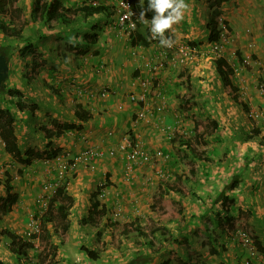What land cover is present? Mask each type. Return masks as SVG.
<instances>
[{"label":"crops","instance_id":"obj_1","mask_svg":"<svg viewBox=\"0 0 264 264\" xmlns=\"http://www.w3.org/2000/svg\"><path fill=\"white\" fill-rule=\"evenodd\" d=\"M59 1H61V5L64 8H78L84 4H89L84 2V0ZM96 1L98 5H103L109 13H112L111 8L117 2V0ZM188 4L191 5L190 2ZM247 5L253 13L243 14L242 21L243 23L251 22L253 24L254 27L251 29L254 32L253 37L255 39L258 38L257 42L259 43V37L263 41V27L261 30L255 24H263L264 22V0H248ZM188 7H193V4ZM72 18L73 22L69 26L72 35L63 38L61 32L65 31L67 33L70 30L69 27L63 25L56 27L54 30H56L57 38L53 40H59V44L53 47L59 52V57L60 54L65 57L64 46L66 43L64 41L71 39L72 42L77 44L79 49H83V54H76L80 59L76 60L75 55L72 54L71 58H67V61H69L67 66L63 60L50 62L48 57L41 55L37 50L40 59L43 60V67L46 65L51 66L48 71L44 70L45 74L41 73L42 71L38 68L36 75L19 88L21 92L30 90L28 100L38 105V108L31 116L40 115L34 121H31L27 115L25 117L26 121L21 119L20 122H16L15 127H18V129H15V131L19 137L23 136L22 138L28 141L27 137L39 135L43 141V145L39 146V148L49 145L61 149L54 159L34 160L28 166L31 167L33 163L37 164L41 161H52L51 165H53L57 159L61 158L60 156H63V150L66 149L67 152L73 151V149L81 150L85 148L86 144H89L86 147L94 146L103 151L113 148L115 144L118 147L119 143H122V139L127 137V135H124L121 138L122 132L126 131L131 140L133 138L141 141L144 148L149 149L151 153L157 149H162L166 152L167 150L163 149L166 147L167 139L165 138L170 141L172 139V145L174 138L173 136L166 137V135L161 134L157 127L171 125L168 122L174 118L172 107L175 105L183 107L187 105V102L193 103V99L181 98L184 89L179 85L173 88L175 85H172V83L176 82V80H171L168 73H166L167 76L160 74L162 78L161 86L159 87L161 96L163 95L167 100H165L163 109L161 111L155 109L157 100H160V98L150 94L151 98L147 95L149 103L146 101L147 105L144 104L145 117H138L142 104L129 101L128 94L139 91L137 85L139 80H135L137 77L147 76V70L143 67L142 59L152 53L149 40L145 37L148 44L138 41L133 45L130 42L131 39L127 40L122 36L120 29L116 31L113 29L111 32L106 29L104 31V25L108 26L107 29H111L109 21L113 20V13L108 16L106 13L99 12L85 18L77 13ZM34 21L33 25L36 26L35 23L37 22L36 20ZM85 27H89L90 30L87 29V32H82V30L86 29ZM39 29V33L47 31L45 27ZM188 34L192 36V29ZM60 36L62 38H59ZM85 36L88 38L87 40L93 38L94 41L86 43L83 39ZM29 37H31L32 42L36 41L35 35H29ZM66 47L68 48V44H66ZM258 47L260 48V46ZM10 68L11 66L9 65ZM21 71H23L22 68ZM180 74L182 73L180 72ZM183 74H186L187 79L190 80L191 85L190 88L188 87L190 91H199L198 94L203 92V90L208 91V99L212 103V98L215 97L211 93L213 91L212 86L209 89L200 83L196 84L193 81L194 76L191 72ZM211 74L219 80L217 74L214 73V69ZM43 75L44 77H42ZM38 77L41 78L40 83L38 82ZM223 90V86L220 83V91L224 94ZM102 91H105L104 96H101ZM2 94L0 96L1 107L6 105V102L2 100ZM195 96V94L190 95L193 98ZM174 98H176V101H174ZM228 99L231 100L230 98ZM66 103H70L72 106L75 103L82 105L83 108L90 111L91 117L80 123L82 125L80 130L70 129L65 131L57 140L47 141L37 131V127L43 121L46 122L49 119H53L77 122L72 112L67 109ZM258 103L264 107L263 99ZM118 105H122L120 108L122 110H118ZM221 113L223 112H217L218 115ZM18 115L24 116L25 113ZM209 117L217 121V130L224 133V127H221L218 119L214 116ZM248 127V129L233 131L238 132V135L241 134L240 138L242 139L248 138L245 142L242 141L240 148L234 149L230 147L228 149L225 147L222 150L226 155L229 154V150L232 154L231 157L228 155L223 159L221 152L220 160H216L215 164H213L211 162L213 152H209V150L204 148L203 152L207 155L208 161H199L191 157L187 165L178 163V165L171 168L176 173V179L173 180L169 176L168 181L178 187L187 189L188 194L186 195L166 191L161 184L162 182L160 183L161 180H155L156 188L154 190V186H151L154 181V178H152L154 173L152 172L158 168L151 167L152 165H144L134 167L132 171L133 176L136 178L141 177L139 181L136 179L135 183L131 182V184H135L133 185L135 188L138 187V191L124 196V192L121 191L123 188H119L116 183V180L122 177L124 152L120 156L115 153L114 156L104 155L103 158L97 159L95 164L97 169H101L100 173L102 172L104 175L107 173L108 179L113 181V183H110L108 180V185L106 186L107 195L105 199H101V202L107 206L108 202H112V204L123 200L127 202V205H124L126 215L122 221L118 220L120 227L123 223L128 224L136 220L135 223L128 225L127 229L129 231L124 234L118 233L120 227H105L100 224L96 228L84 221L93 192L91 188L96 186H94L98 173L95 171L96 167L92 170L84 165H79L73 172L66 173L62 182H65L66 192L72 196V203L67 215L69 229L59 237V241L56 240L57 237L52 236V233L47 230L50 237L48 245L50 246H48L46 251L49 253L50 250L52 252L56 250V253L52 254L55 257L52 259L51 264H60L63 256L60 255V251L65 250L64 248L69 243V240L75 239L76 234L81 237V241L85 242V244L79 242L77 246L83 245L87 249H94L97 231L102 232L101 240L104 241L105 247L103 256L109 258L110 262L108 264L127 262L134 257L135 252H140L142 256L150 257L143 264H264V129L258 124H252ZM254 129L257 130L256 135L252 134ZM67 135L70 137H67ZM71 135L73 136L71 137ZM225 135H228V133ZM253 140H256L258 144L253 142ZM250 142L251 144H249ZM1 145L2 143L0 147ZM167 152L170 154L169 158H171L172 154L169 151ZM185 155L187 156L188 152ZM0 157L8 161L9 164L7 165L13 163L12 158L4 151L0 153ZM179 157L181 156L177 154L176 158ZM156 161L160 162L161 160ZM19 167L21 168V165ZM24 167H22V175L12 181L13 191L18 194L17 202L12 204L10 210L3 216L6 219L5 222L14 220L13 223H9L12 228H18L21 224L25 225L26 220L36 207V202H34L36 195L34 193L40 190L37 183L32 182L33 178L29 177V173L24 176ZM52 167L53 172H55V167ZM186 177L188 183L181 185L183 183L181 180ZM233 182H237V184H233ZM133 190L135 191V189ZM37 193L39 192L37 191ZM2 194L3 189L0 186V195ZM225 196L231 202H225L222 205L221 201ZM169 197L175 199L178 207L174 209L171 206V209L168 210L166 208L169 205L165 206L166 208L163 207L162 210L169 214L171 220L167 224L159 223L154 217L150 206L154 203V198H157L156 204L160 207L158 198H164V201L167 202L166 199ZM146 199L148 200L146 206L150 211H145L138 205V202L147 201ZM135 204L138 205L140 211ZM238 226H243L250 233L253 242L255 241L256 252L251 253L249 248L240 246L234 237L235 228ZM156 227L162 232H154L153 229ZM45 228L48 229L49 227L45 225ZM138 229H141L145 235H138ZM104 234L109 236L107 242L103 238ZM148 240L151 241V244H149ZM73 245L76 247L75 244ZM258 248H261L262 251ZM101 253L99 257L102 255ZM77 261L81 263L87 262L80 250L78 260L70 261L65 259V264H74L73 262L76 264ZM89 264H91V260Z\"/></svg>","mask_w":264,"mask_h":264},{"label":"rangeland","instance_id":"obj_2","mask_svg":"<svg viewBox=\"0 0 264 264\" xmlns=\"http://www.w3.org/2000/svg\"><path fill=\"white\" fill-rule=\"evenodd\" d=\"M209 1L210 0H186V3L188 4L190 2L191 5L193 4V7H188L184 13V19L180 23L174 25L172 31L165 33L166 36L170 37L171 39L175 41L172 48L171 47L166 48V51H165L166 56H168L169 54H175L179 46L178 44H187L192 50H194V53H195L194 58L189 60L185 64H172L171 62L167 60V57H165L162 59L161 66L157 69V71L153 69L149 71L147 69V76L148 78H150L151 76L152 77L157 76L156 81L161 86L162 78L160 74L167 76L166 73H168V76H170L171 80L172 79L176 80V82L172 83V85H175L173 86V88H176L177 87L176 85H179L181 86V88L184 89V91L182 92L181 98H188V99L192 98L193 99L194 105L192 107L184 108V107H181L180 105H175L172 107V113H173L174 118L173 120L171 119L172 121L170 120L168 123L171 124L172 126V132H170V136H173V138H175L177 142L183 138H191V139L193 138L192 130H193V123L195 121L202 122L206 116H211V117L214 116L218 119V122L221 124V127H224V133H222L220 130L215 131L212 135L206 138V146H205V148L209 150V152H213V158L211 162L215 164L216 160H220L221 152L225 147L228 149L230 147H233L234 149L240 148L243 143L242 141L245 142V140L248 139L247 137L245 139L240 138L242 135L241 134L238 135V132H233L234 130L239 131L244 128L248 129L249 128L248 126L252 124H258L262 126V128L264 129V124H263L264 123V107L258 103L262 99L264 100V43L260 37H259L260 44L257 42L258 38L255 39L253 37L254 32H252L251 30L254 27L253 24H251V22L243 23L242 21L243 14L253 13V11L251 12L250 7L247 5L248 0H224L221 3L220 8L218 9L220 10V14L217 19H218L220 28H222L221 21L224 19L227 20L231 27V32H230V35L226 37L224 40H222L221 42H218L217 44L215 43L217 47L214 48L213 42H210L207 39L208 31L205 29L207 20L209 16L211 15ZM256 1H259V0H256ZM33 4H34L33 0H19L18 2L13 3V6H17L21 8V10L25 13V23L23 22V19H20L18 17H15V23L22 28L21 29L22 32L25 35L27 34L28 37L29 35L31 36L35 35L36 41L31 42V43L38 50V52H40L41 55H45L46 57H48L50 62H53L56 60H63L68 66L69 61H67V58H71L72 53L69 51L66 45L64 46V50L66 52L65 57H63L61 54L59 57L58 56L59 52H57L56 49L53 47L59 44L58 42L59 40L58 41L53 40L54 38H57L56 30H54L56 27H54L51 30L47 29V31H45L44 33H37V31H35L36 27L38 30L39 28H44V26H42L43 24L40 23L38 20H36L37 22L35 23L36 26L33 25L35 21L30 17V9L33 7ZM191 5L188 4V6H191ZM133 21H134L135 28L132 27L130 30L128 29L122 30L118 26H115L114 24H110L111 29H107L108 26L104 25V31L105 29L108 32H111L113 29L115 31L117 29H120L122 36H124L127 40L130 39L133 32H138L143 35H145L146 31L148 33L150 32L149 26L143 23L140 20V18L137 17L136 20H133ZM148 21L150 22V20ZM260 22H263V21H260ZM263 24L257 23L255 24V26L259 27L262 30ZM190 28L192 29V36L188 34L189 31L191 30ZM87 29L90 30V28L87 27L85 30H82V32H87L86 31ZM76 32L78 33L77 29H76ZM41 39H44V40L41 41ZM14 41L15 39L13 38H6V41H5L4 36L0 32V43L5 42V44L8 45V47L4 48V52L8 55L9 57L8 65L11 66V68L8 69V77H6V81L4 82L5 88L6 89L16 88L17 90H19V88L22 85H24L27 81H30V79L27 80L25 78V73L21 71V68L23 70H26L25 63L27 62V64H30L32 57L30 53L22 50V47L24 46L23 42H14ZM153 42L154 41L149 40V43H150L149 45H150V48H152L151 50L152 53H149L148 56L152 60L154 61L157 60L159 62L160 59L157 57L158 51L155 52L153 49L156 50V47L157 46L160 47V44L158 40L156 43H153ZM64 43L68 44L69 41L65 40ZM258 46H260V48ZM236 49L240 50L243 61L245 62V64L251 67V70H247L241 63L238 62V59L235 54ZM137 50H136V53H137ZM219 55L223 56L232 66L234 70V73H233L234 82L237 84L239 88L238 92L240 93L245 104L247 105V108H248L247 110L242 109L241 106L237 105L232 100H229L228 97H226L222 93V91H220V83L222 82L221 79L218 77L220 80L219 81L216 77H214V75L211 74L213 72V69H214V73L216 74L213 60ZM75 58L76 60L80 59L79 56L77 55H75ZM39 59H40V55L37 58V60ZM43 66L44 65L39 67L40 68L39 70L42 71L41 73L45 74L44 70L46 69L48 71L51 65H46L45 67ZM180 72L182 74L179 75ZM188 72H191L193 74L194 76L193 81H195L196 84L200 83L209 89L212 86L213 91L211 93L215 95V97L212 98V103L208 99V94H209L208 91L203 90V92H200V94H198L199 91L198 92H194V90L190 91L189 89L191 85L190 80L187 79L188 77L186 76V74L185 75L183 74V73H188ZM40 77H38L39 83L41 82ZM42 77H44V75ZM154 84H155V81H154ZM28 91L21 92V95L18 97H21L20 99L23 101H28L29 99L28 93L30 94V90ZM5 94L6 93L2 94V96H4ZM191 94L192 95L195 94L196 96L194 98L190 97ZM148 97L151 98V95L149 94ZM167 99H168V96H167ZM174 101H176V98H174ZM118 110H122V109L119 108ZM217 112H223V113L218 115ZM27 115L29 119H31V121L32 120L34 121L35 119L40 117V115L32 117L30 114H25L24 116H21V118L24 119V121H26L25 117ZM15 129H18V127H15ZM127 133H128L127 131L122 132L121 138H123L124 135H127V138L131 139ZM226 133H228V135H225ZM68 135L67 137H70ZM72 136L73 135H71V137ZM170 136H166V137H170ZM22 137L23 136L20 137V146L22 149L26 147L39 148V146L43 145V141L41 140L42 138L39 135L34 136V137H30V136L27 137L28 141H25V138H22ZM165 139H167L166 147L163 149H166L172 154L171 160H169V162L167 161L166 165L164 164L162 165L164 161L158 162L156 160H153L152 162L146 164V166L152 165L151 167H154V168L156 167V169L162 168V169L168 170L169 173L171 170L170 178H173L174 180L176 179V173L173 172V169L171 168L178 165V163L187 165L190 162L189 160H191V157L188 155L187 156L181 155V157L176 158L177 154L179 155L182 153H180L179 151L177 152L175 150V145L171 144L172 142L171 138H170L171 141L168 138H165ZM253 142L257 143L256 140H253ZM66 143L65 145H67ZM249 144H251V142ZM87 145L89 144H86V146ZM1 147H0V153L4 151L3 147L2 148ZM44 147L46 146H43L42 148ZM113 148L116 151V153H118V156L122 154L121 150L118 149L116 144L114 145ZM238 150H235V151H238ZM76 151H79V150L73 149V151L71 150L70 152H67L65 149L62 152L63 156H60V157L65 158V159L70 158ZM146 151L150 152L149 149H146ZM228 153H229L228 155H230L231 157L232 154L229 150H228ZM228 155L222 152L223 159H225L226 158L225 156H228ZM0 161H1L0 175L2 174L4 170H12L13 167L19 166V165L14 164V162L10 165H7L9 164L8 161L2 159V157H0ZM51 163L52 161L51 162L41 161L37 164L33 163L31 167L22 166L25 168L24 176L26 173H29V177L33 178L32 182H36L38 185V188H40V190H37L39 193L36 194L37 191L34 193V195H36L34 198V202H36L35 204L36 207L34 209V212L26 220L25 225L23 226L21 224L18 226V228H12L11 225H9V223H13L14 220L10 222L9 221L5 222L6 219L3 217L4 216L3 215L0 220V230L14 231L23 236V232L26 228L27 221L31 218H35L36 215L39 213L40 207L38 204V198L43 193V185L46 184L47 181L53 179L56 176L55 172H53L52 170L53 168L52 166H54V164L51 165ZM100 170L97 169L96 167L95 171H97L98 173H97V179L94 182V186L95 185L97 186V183L99 181L104 180V173L103 174L102 172L100 173ZM152 173H154L153 174L154 181L151 186L152 187L154 186L153 188L155 190L156 188L154 184L155 179H156L155 170ZM139 178L141 179V177L136 178L132 174V178L130 180H125L122 176L116 180V183L118 184L117 186L119 188H123L121 191H123L124 196H126L129 194H134V192L138 191L137 189L138 187L135 188L133 186L135 184L133 183L131 184V182L135 183L136 179H138L139 181ZM55 179L56 178H54V180ZM150 179L152 178L150 177ZM62 180L59 179L58 184L62 183ZM108 180L110 181V183H113V181H111L110 179ZM181 181L183 182L181 185L188 183L187 177L182 179ZM233 184H237V182H233ZM105 185L107 186L108 184L106 183ZM96 186L94 188H91L94 192H95ZM133 189H135V191ZM156 194H152V195H156ZM106 195L107 193L101 199H105ZM158 200L160 201L159 205L161 208L165 206L167 207L168 205H169L168 208L165 207L167 210L171 209L170 208L171 206L174 209L178 207L173 197L167 198L166 199L167 202L164 201L165 200L164 198L162 199L158 198ZM146 204H148V200L142 201V202L140 201V203L138 202V205L143 210L150 211L149 208L146 206ZM124 205L125 206L127 205V202L125 200L116 201L113 204L112 202L111 203L108 202L109 211L115 209L116 206L121 207L120 214L115 219L116 221L118 220L122 221L123 217L126 215V210L124 209ZM138 205L135 204L137 209L140 211V208L138 207ZM108 214H106L107 217H109ZM41 215L38 218L39 222H40ZM54 220L56 221V219ZM52 224L53 222L42 224V232L41 234L37 236V238L34 239L35 242L37 241L38 243L40 242L42 243L41 235L43 233V229H45V225L49 227L48 229L47 228L46 229L52 233V236L57 237L56 240L59 241V237L61 233L59 231V224H56L54 226L58 233L55 232ZM40 225H41V222H40ZM245 230L247 231L246 228ZM103 238L104 240L106 239L105 241L107 242L108 241L107 238H109V236H105L104 234ZM71 242L75 244L76 247H74V245ZM79 242L85 244V242L81 241V237L77 236V234H76L75 239L72 238L69 240V243L64 248L65 250L60 251L61 252L60 255L64 256V257L63 256L61 257V260L59 259L60 264H65V259H69L70 261H75L76 259L78 260V253H79L80 246H83V245L77 246V243ZM241 247H245V246H241ZM45 251L43 252L44 254H45ZM104 251L101 253L102 255L99 258L95 260H91V264H108L110 260L108 257L103 256V254H105ZM30 253H31L30 259L33 261L37 260L36 257H37L38 249L36 248L32 249ZM48 254L43 264H51L52 259H54L55 257L54 255H52V250H50ZM0 259L3 260L4 264H18L16 258L8 252L7 247H6V241L1 236H0ZM86 261H88V259H86ZM73 263L75 264V262ZM77 263L78 264H84V263L89 264L88 262H85V261L84 263L77 261Z\"/></svg>","mask_w":264,"mask_h":264},{"label":"trees","instance_id":"obj_3","mask_svg":"<svg viewBox=\"0 0 264 264\" xmlns=\"http://www.w3.org/2000/svg\"><path fill=\"white\" fill-rule=\"evenodd\" d=\"M19 0H0V32L4 36V40L6 38L15 39L14 42H23L24 46L22 50L30 53L32 60L30 64L25 63L26 70H23L25 73V78L27 80L31 79L37 73V69L43 64V60L37 58L39 54L37 49L31 43V37H28L22 32V28L15 23V17L23 19L25 23V13L21 10V8L17 6H13V3L18 2ZM131 6V17L136 20V18L140 16L141 10H146L148 7V0H128ZM224 0H210V11L211 15L209 16L207 23L205 25V29L208 31L207 39L210 42H221L226 37L230 35L231 27L227 20H222V28L219 27L218 16L220 14V10H218L221 6V3ZM87 2V0H84ZM93 2V3H92ZM89 4H84L80 7L76 8H64L61 5V1L59 0H34L33 7L30 9V17L33 20H38L40 23L44 25L46 29H53L58 26L69 27L72 24V16L80 14L82 17H88L94 15L99 12L106 13L108 16L115 14V5L112 6L111 12L103 5H98L96 0H90ZM154 15L151 11H146L145 19L151 20ZM112 24V20L109 21ZM26 26V25H24ZM70 29V27H69ZM35 31L39 33V30L35 28ZM63 34V38L69 37L72 35L71 29L68 30L67 33L65 31L61 32ZM150 40V35L146 31L145 35L140 34L138 32H133L130 37L131 44H135L138 41L143 44H148L147 39ZM263 41H264V24H263ZM59 38H62L60 36ZM84 41L86 43H92L94 39L87 40L88 38L85 36ZM66 45V44H65ZM8 47L5 42L0 43V52L5 54L6 58L9 62L8 55L4 52V48ZM69 51L74 55L83 54L82 50L77 47V44L74 42L68 43ZM236 57L238 62L241 63L247 70H251V67L245 64L243 58L241 57L240 50H235ZM214 67L217 76L221 79V84L223 86L224 94L230 98L237 105L241 106L242 109L247 110V105L243 101L239 91L237 84L234 82L233 73L234 70L229 62L221 55L217 56L214 60ZM6 81V79H5ZM4 81V82H5ZM4 82L0 85V96L4 92L6 96H2V100L6 102L5 106H0V142L2 143L3 150L6 154H8L14 164H18L22 166H28L34 160H51L54 159L60 152L59 147L49 146L47 145L44 148H32L26 147L24 149L20 146V137L18 133L15 131L16 122H20L22 119L18 114H32L38 108V105L33 101H23L18 97L21 95V91L16 88L6 89ZM3 93V94H4ZM19 98V99H18ZM1 99V98H0ZM189 104V105H188ZM193 105V103L187 102V105L183 106L184 108H189ZM67 109H69L75 120L78 122H66L63 120H47L46 122H42L38 127L37 131L40 132L44 139L48 140H57L60 138L65 131L70 129L80 130L82 128L81 122L88 120L91 117L90 111L83 108L82 105L75 103L73 106L69 103H66ZM218 123L216 120L211 119L209 116H206L202 122L195 121L193 123V138H183L178 142L175 141L174 145L175 150L182 155H185L188 152V156L194 157L199 161H208L207 155L203 152V149L206 146V138L213 133V131L217 130ZM257 130H252V134L256 135ZM177 148V149H176ZM200 149V150H199ZM178 156H181L178 155ZM171 158H168L163 162L166 165L167 161L169 162ZM162 164V165H163ZM167 167V166H166ZM164 173V177H156L155 180H161L163 188L166 191L182 193L184 195L188 194V190L178 187L177 185L168 181L170 173L168 170L158 168ZM23 173L22 168L19 166L13 167L12 170H4L0 175V186L3 189V194L0 195V220L2 216L10 210V206L17 202L18 194L13 191L12 181L14 178L21 176ZM104 182L108 183V174L104 175ZM65 182L58 184L53 193L50 195L48 200V205L46 210L41 215V232H42V224L53 222L52 226L54 227L56 224H59L60 237L65 234L68 229V218L69 207L72 203V196H70L65 190ZM161 187V185H159ZM161 193V192H160ZM225 202H231L226 196L221 201V204ZM157 198H154V203L150 206V209L153 210V215L157 219L159 223L167 224L171 218L169 214L162 210L157 204ZM225 206V204H224ZM109 207L101 202V199L98 197V193L95 191L92 192L89 207L87 210L86 218L84 221H87L94 227H99L102 224L105 227H120V223L116 220H112V218L107 217ZM56 219V221L54 220ZM136 220L129 222L128 224H122L118 230V233L124 234L129 231L127 229L130 223H135ZM55 232H57L54 227ZM153 231H161L159 228H154ZM162 232V231H161ZM58 233V232H57ZM41 234V233H40ZM138 235H145L141 229L137 230ZM101 231H97L95 234V248L87 249L85 246H80V251L88 259V263L90 260H95L99 258V254L104 251V241L101 240ZM0 236L6 241V247L8 252L13 255L18 264H34L30 259V251L37 247L38 253L36 257V262L38 264H43L45 258H47L48 251L47 250L48 242L50 241V237L48 236L47 229H43V233L41 235L42 243L35 242L34 238L36 236L32 235L30 239H26L17 232L8 231V230H0ZM149 244L151 241L148 240ZM255 243V241H254ZM39 244V245H38ZM262 251L261 248H258ZM45 251V254L43 253ZM54 251V250H53ZM56 250L52 252L55 254ZM49 255V254H48ZM42 256V258H41ZM150 257L142 256L140 252H135V255L132 259L122 264H143L147 262ZM32 261V262H31ZM168 263V262H167Z\"/></svg>","mask_w":264,"mask_h":264},{"label":"built area","instance_id":"obj_4","mask_svg":"<svg viewBox=\"0 0 264 264\" xmlns=\"http://www.w3.org/2000/svg\"><path fill=\"white\" fill-rule=\"evenodd\" d=\"M90 0H87L89 2ZM93 3V2H92ZM134 19L131 17V6L128 0H117L115 4V14L114 18L112 20V24L115 26H118L120 29H128L130 30L133 27ZM149 35L151 36V33L149 32ZM154 41L153 43H156L158 39H151ZM213 42L214 48L217 47V43ZM178 48L175 54H169L166 56V48L162 46H157L156 50L153 49L155 52L158 51V58L160 61L155 62L152 60L149 56L144 57L142 59L143 67L147 70H155L161 66L162 59L167 57V60L171 62L172 64H185L189 60L193 59L195 56L194 50H192L187 44H178ZM172 48V47H171ZM157 76L150 77H137L135 80L138 81V92H131L128 94V99L131 102H140L142 104V108L140 112L138 113V117L144 118L146 115L144 104H146L147 101V95L152 94L154 97L160 98V100H157V104L155 106V109L157 111H161L165 105V98L162 95L160 91V85L156 81ZM155 81V84H154ZM105 95V91L101 92V96ZM148 103V101H147ZM147 105V104H146ZM119 108L122 107V105H118ZM158 131L166 136H170V132H172V126L171 125H162L157 127ZM122 143H119L118 149L121 150V152H124V163H123V173L122 176L125 180H130L132 178V171L134 167H140L144 166L153 160H161L166 161L169 158V153L162 149L155 150L152 154L144 148L141 141L136 139H129L127 137H124L122 139ZM116 151L114 148H110L108 150H102L98 147H85L77 152H75L70 158H60L56 160V163L54 164L55 167V174L56 178L54 180L51 179L47 181L46 184L43 185V193L38 198V204H39V213L36 215L35 218H31L27 221L26 228L23 232V236L26 239H30L32 235L37 236L41 233V226L39 222V217L43 213V211L46 209L48 205V200L50 198V195L53 193L54 188L58 185V180L63 179L68 172H73L76 170L79 165H84L86 168L89 169H95L96 160L99 158H102L104 155L114 156ZM155 176L156 177H164V173L157 169L155 170ZM153 178V177H152ZM149 182V181H148ZM150 183V182H149ZM106 183L104 180L99 181L97 183V186L95 188V191L98 193V197L101 199L106 194ZM121 207L116 206L115 209L110 210L108 213V216L112 219H116V217L120 214ZM234 237L237 239L238 243L241 246L248 247L250 249V252H256L254 247V242L251 237V235L245 230L243 226H238L235 228L234 231ZM34 238V239H35ZM37 249V247H35ZM34 248V249H35ZM33 261V260H32ZM31 261V262H32ZM34 264H38L36 260L33 261Z\"/></svg>","mask_w":264,"mask_h":264},{"label":"clouds","instance_id":"obj_5","mask_svg":"<svg viewBox=\"0 0 264 264\" xmlns=\"http://www.w3.org/2000/svg\"><path fill=\"white\" fill-rule=\"evenodd\" d=\"M187 8L186 0H148V7L146 10H141L139 18L149 26L151 39H158L162 47H172L175 41L165 33L171 31L174 25L184 19ZM146 11L154 13L150 22L145 19ZM133 28H135L134 24ZM69 42H72L71 39Z\"/></svg>","mask_w":264,"mask_h":264},{"label":"water","instance_id":"obj_6","mask_svg":"<svg viewBox=\"0 0 264 264\" xmlns=\"http://www.w3.org/2000/svg\"><path fill=\"white\" fill-rule=\"evenodd\" d=\"M8 69V59L5 54L0 52V85L5 81L6 77H8ZM0 264H4L2 259H0Z\"/></svg>","mask_w":264,"mask_h":264}]
</instances>
